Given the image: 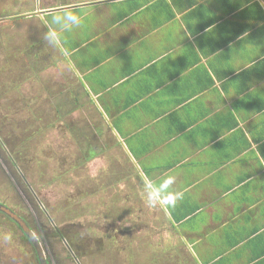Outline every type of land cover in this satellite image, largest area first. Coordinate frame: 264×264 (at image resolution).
Instances as JSON below:
<instances>
[{
  "label": "crops",
  "instance_id": "1",
  "mask_svg": "<svg viewBox=\"0 0 264 264\" xmlns=\"http://www.w3.org/2000/svg\"><path fill=\"white\" fill-rule=\"evenodd\" d=\"M65 8L86 15L54 49ZM0 66L6 112L117 140L167 214L164 264H264V0H0Z\"/></svg>",
  "mask_w": 264,
  "mask_h": 264
},
{
  "label": "rangeland",
  "instance_id": "2",
  "mask_svg": "<svg viewBox=\"0 0 264 264\" xmlns=\"http://www.w3.org/2000/svg\"><path fill=\"white\" fill-rule=\"evenodd\" d=\"M2 76L0 66V203L28 223L48 263L164 264L167 214L143 174L115 151L117 140H66V129L51 128L50 114L40 125L32 114L6 112L12 102L4 97L15 88H5ZM90 150L96 154L88 162ZM0 264H40L1 211Z\"/></svg>",
  "mask_w": 264,
  "mask_h": 264
},
{
  "label": "clouds",
  "instance_id": "3",
  "mask_svg": "<svg viewBox=\"0 0 264 264\" xmlns=\"http://www.w3.org/2000/svg\"><path fill=\"white\" fill-rule=\"evenodd\" d=\"M85 15V11L81 9L65 8L46 18L44 21L46 31L43 36L45 43L54 49L64 48L68 44L67 35L83 26Z\"/></svg>",
  "mask_w": 264,
  "mask_h": 264
},
{
  "label": "water",
  "instance_id": "4",
  "mask_svg": "<svg viewBox=\"0 0 264 264\" xmlns=\"http://www.w3.org/2000/svg\"><path fill=\"white\" fill-rule=\"evenodd\" d=\"M0 211L6 214L11 220H13L24 232L25 236L29 239L31 244L36 250L38 260L40 264H48V261L45 256V252L42 248V245L28 223L20 217L17 213H15L12 209L0 203Z\"/></svg>",
  "mask_w": 264,
  "mask_h": 264
},
{
  "label": "trees",
  "instance_id": "5",
  "mask_svg": "<svg viewBox=\"0 0 264 264\" xmlns=\"http://www.w3.org/2000/svg\"><path fill=\"white\" fill-rule=\"evenodd\" d=\"M13 160V159H12ZM27 238V237H26ZM28 239V238H27ZM49 264V263H48Z\"/></svg>",
  "mask_w": 264,
  "mask_h": 264
}]
</instances>
